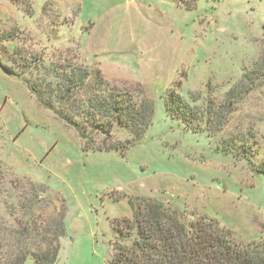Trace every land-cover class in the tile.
<instances>
[{
  "label": "rangeland",
  "instance_id": "rangeland-1",
  "mask_svg": "<svg viewBox=\"0 0 264 264\" xmlns=\"http://www.w3.org/2000/svg\"><path fill=\"white\" fill-rule=\"evenodd\" d=\"M0 60V231L27 224L35 184L37 226L64 213L56 264H110L124 242L116 226L127 232L122 221L152 200L186 224L207 216L242 245L264 244V176L222 148L252 145L264 160V0H0ZM68 64L153 102L143 140L123 155L83 150L38 97L65 96L53 72ZM168 90L189 116L168 115ZM131 138L114 130L112 142Z\"/></svg>",
  "mask_w": 264,
  "mask_h": 264
},
{
  "label": "trees",
  "instance_id": "trees-1",
  "mask_svg": "<svg viewBox=\"0 0 264 264\" xmlns=\"http://www.w3.org/2000/svg\"><path fill=\"white\" fill-rule=\"evenodd\" d=\"M63 70V73L53 72L60 80L58 84L66 90L65 96L57 99L60 102L37 95L42 105L52 109L77 132L85 152H118L123 155L129 147L143 140L153 123L152 101L139 100L132 92L114 87L99 73L95 75L92 69L68 64ZM243 78L250 77L243 75ZM238 89L233 88L227 99L238 97ZM175 95L173 90L164 94L166 109L171 118L182 120L189 116L188 103L180 96L173 106L171 99ZM54 102L67 112L55 108ZM114 130H127L132 138L126 144L114 143ZM228 147V144L223 146V152L248 161L255 174L264 176V160L260 163L254 161L257 154L252 145L241 143L242 150L237 154ZM31 192V198H27L22 207L28 216L27 224L21 223L16 229L7 226L0 231L8 236L0 238V264H25L29 257L36 264H56L58 261L60 242L66 235L64 213L59 221L54 220L45 229L40 228L36 224L35 211L44 201V192L35 184ZM176 211L179 212L170 205L152 200L136 210L135 224L122 221L126 227L131 225L127 232L118 224L116 228L124 244L113 242L115 253L110 264H264V244L242 245L230 230L222 228L214 219L201 215L186 224L175 215L178 214ZM41 237L47 245L43 252L38 245Z\"/></svg>",
  "mask_w": 264,
  "mask_h": 264
},
{
  "label": "water",
  "instance_id": "water-1",
  "mask_svg": "<svg viewBox=\"0 0 264 264\" xmlns=\"http://www.w3.org/2000/svg\"><path fill=\"white\" fill-rule=\"evenodd\" d=\"M0 66L3 67V66H2V62H1V60H0ZM4 70L6 71L7 74H9V75H13V76H16V75H15L13 72H11L8 68H5Z\"/></svg>",
  "mask_w": 264,
  "mask_h": 264
}]
</instances>
